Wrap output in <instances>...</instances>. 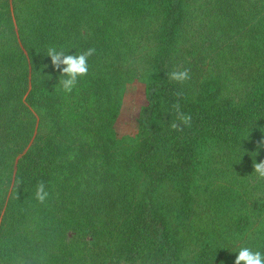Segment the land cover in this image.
Listing matches in <instances>:
<instances>
[{
  "label": "trees",
  "instance_id": "obj_1",
  "mask_svg": "<svg viewBox=\"0 0 264 264\" xmlns=\"http://www.w3.org/2000/svg\"><path fill=\"white\" fill-rule=\"evenodd\" d=\"M50 47L96 49L71 94ZM184 68L190 81L168 79ZM136 79L146 104L137 133L121 138L115 119ZM177 101L192 116L182 132L170 127ZM254 161H264V0H0V264L264 253Z\"/></svg>",
  "mask_w": 264,
  "mask_h": 264
},
{
  "label": "clouds",
  "instance_id": "obj_2",
  "mask_svg": "<svg viewBox=\"0 0 264 264\" xmlns=\"http://www.w3.org/2000/svg\"><path fill=\"white\" fill-rule=\"evenodd\" d=\"M96 52L95 48H89L80 54L68 55L63 49L57 50L56 47H50L46 55L51 58L52 66L61 73L63 79L59 80L63 92L71 94L78 85L81 78L87 77L89 74L88 60ZM170 81L178 84H185L191 80V70L188 68L172 70L167 73ZM181 95L178 93V96ZM176 118L170 123V127L174 131L182 132L185 127L190 128L192 125L191 114L185 113L179 101L173 105ZM254 172L259 178L264 179V161H254ZM18 183H21L18 181ZM46 184L41 181L37 184L35 190V200L40 204H45L50 197ZM238 255L234 264H264V253L253 251L251 248L242 247L238 250Z\"/></svg>",
  "mask_w": 264,
  "mask_h": 264
},
{
  "label": "rangeland",
  "instance_id": "obj_3",
  "mask_svg": "<svg viewBox=\"0 0 264 264\" xmlns=\"http://www.w3.org/2000/svg\"><path fill=\"white\" fill-rule=\"evenodd\" d=\"M146 104V85L140 80L128 83L114 128L119 137L134 136L139 129L142 107Z\"/></svg>",
  "mask_w": 264,
  "mask_h": 264
}]
</instances>
